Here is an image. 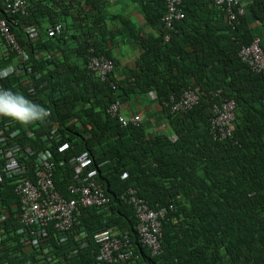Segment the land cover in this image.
Here are the masks:
<instances>
[{
	"label": "trees",
	"instance_id": "1",
	"mask_svg": "<svg viewBox=\"0 0 264 264\" xmlns=\"http://www.w3.org/2000/svg\"><path fill=\"white\" fill-rule=\"evenodd\" d=\"M69 1V5H59L56 0H27L25 16H6L22 48L55 53L52 60L44 61L28 52L32 75L39 76L33 93L24 87L29 74L0 81L4 89L22 93L50 111L44 122L27 126L10 119L14 126L9 131L19 129L23 136L18 142L34 153L56 151L55 139L43 142L55 128L61 140L69 143L65 155L55 154L53 170L55 186L67 198L72 195L66 188L75 182L74 166L69 163L72 156L87 151L97 164L105 161L97 180L110 198V212L79 208L65 236L52 225L41 227L45 234L15 235L19 226L14 218L15 183L3 178L0 216L8 218L0 224V264H111L98 260V247L92 240L95 232L106 229L137 244L134 260L113 264H264V75L251 72L238 58L240 49L255 37L264 48V0H243L247 1L246 14L234 29L222 25V15L213 14L210 0H181L180 17L171 19V32L162 25L166 11L162 0L111 3L123 11L125 3L139 8L144 25L154 32L150 35L123 11L109 16L118 26L113 31L98 17L83 29L81 24L70 23L73 13L81 4L93 9L95 3ZM102 1L98 0L99 5L109 0ZM25 24H35L40 42H28L22 31ZM56 24L62 25V36L75 43V49L69 48L76 57L64 49L69 42L47 37V27ZM124 35L141 51L132 68L121 67L115 59V53L125 47L114 40ZM90 50L114 62L110 75L117 87L114 91L109 82H100L88 71ZM57 52L63 55L57 58ZM15 63L13 54L0 57V68ZM197 89L200 94L193 109L179 111L185 93ZM217 89L222 92L214 96L211 91ZM150 91L155 93V105L144 102ZM223 98L233 100L235 119L230 137L220 139L212 134L209 118ZM114 101L124 105L140 101L137 110L147 115L146 123L152 124L153 119L163 132L149 135L143 126L122 127L106 114ZM33 163V156L25 161L28 178L33 177ZM130 187L153 210L173 206L162 221L163 253L155 257L137 243L133 209L119 198ZM81 231L87 233L85 247L75 241Z\"/></svg>",
	"mask_w": 264,
	"mask_h": 264
},
{
	"label": "clouds",
	"instance_id": "2",
	"mask_svg": "<svg viewBox=\"0 0 264 264\" xmlns=\"http://www.w3.org/2000/svg\"><path fill=\"white\" fill-rule=\"evenodd\" d=\"M0 1H1V4H2V9H3V11L0 12V18L6 21L10 32L14 36V44L10 47V46H8L6 44L3 36L0 33V57H2V56L5 57V56L8 55V53H10V54H13L15 56V59H16V63L15 64H8L7 66H4V67L0 68V81H5L6 78L11 77V76L29 74L30 76H28L26 78L24 87H25L27 92L33 93L34 92L33 83L35 82V80H37L39 78V76H36L34 78L33 77L34 75H32L33 74V67H32L31 64H27V62L30 59V55H29L28 52L34 53V59L35 60H44V61L52 60L54 58V54L55 53L54 52H47V51H45L43 49H36L34 51H31V50H28L26 48H22L18 44L16 35L11 30L12 24L9 23V21H8L6 16H8V15L11 16V15H16V14H20L22 16H25L27 14V10H28L27 9V0H24L25 1V12L24 13H22L21 11H18V12H15V13L6 12L7 3L4 0H0ZM54 1L55 0H51L52 3ZM93 1L95 3V6H94L93 9L88 8L85 4H81L79 7H77V9L73 13V15L74 14L75 15L70 20V23L81 24V26L84 29L87 25H89V23L95 17H98V18H100L101 21H103L105 19V23H106V25L108 27L113 26V28H111L112 31L115 28H118V26H115L111 22V20L109 19V16H112L113 14H111L108 11V8H107V5L111 4L115 0H109L107 2V4L104 3L103 5H99L98 0H93ZM56 2L59 3V5H63V4L69 5V4H71V2L69 0H56ZM102 2H105V0H103ZM246 2L247 1H243V0H210V3L212 5V9L214 11L213 14H219V12H220V15H222V17L220 18V21L222 19V25L225 24V25L231 27L232 29L236 28L240 24L241 19L245 16V14H246V4H247ZM137 10H138V12L140 11L139 8ZM240 11H241V13H240ZM165 14H166V11H165ZM165 14H164L163 18L165 17ZM163 18H162L163 27L166 30H168L169 32L173 31L174 28L167 27L165 22H164V20H163ZM249 19L250 18H248V20ZM139 27L145 33V35L154 34V32L151 30V28H146V26L144 24L142 26H139ZM22 31L27 36V39H28L29 43L34 44V43L40 42L39 40H37L38 39V28L35 26V24H25V25H23ZM62 31H63V27H62L61 24H56L54 26L47 27V37H50V38H55L56 37L58 39H62L63 38V40H66L67 42H69L68 43V48L64 47L65 51L67 49L72 51L73 49H75V48H73L75 43H73V41L70 40V37H68V36L63 37L62 36ZM41 43H43V42H41ZM114 43H120L121 46L124 45L123 47H126L127 45L130 44L129 41H128L127 35H124L122 38L121 37L116 38L114 40ZM71 45H72L73 49L69 48V46H71ZM77 47H78V45L76 46V48ZM243 47H245V46H243ZM241 49H240V51H241ZM240 51L238 52V58L243 64H245L241 60V57H239ZM123 52H125V49L115 53L116 56H117L115 59H117L120 62L121 67H124V68L125 67H127V68L131 67L132 68L134 66V62L135 61H132L131 64H125L126 60L124 58H118V56L121 53H123ZM56 54H57L56 55L57 58H59V57H61L63 55L60 52H57ZM75 54L76 53L73 52V57H76ZM92 56L106 57L107 59H109L112 62L113 70L110 73L107 74L105 79H101L100 76L96 75L95 73H93L92 71L89 70L88 63H89L90 58ZM245 65H247V64H245ZM86 67H87V69H88V71L90 73H92L93 75H95L96 78L99 79L100 82H103V83L109 82L110 87H111V89L113 91L117 88L116 84L110 81V75L114 72V69H115V64L110 58H108L107 56L103 55L102 53H95L92 50H90V53H89V55L87 57V60H86ZM250 71L253 72L252 70H250ZM262 74L264 75V73H262ZM217 91H219L220 93L222 92L221 89H217ZM145 99H146V101H144V102H146V103L148 101V102H151L152 104H156V102L155 103L152 102V101H155L154 100L155 99V93L152 92V91L148 92L145 95ZM114 104H117V111L113 115L110 112V107L112 105H114ZM126 105H128V108L126 110H124L126 108V106L123 103H120L119 101H114L111 104H109V106L107 107L106 114L108 115V117L110 119L117 120L121 124V126L124 127V128L125 127L126 128H128V127H133L134 128V127L143 126L147 130V133L149 135H153L154 133H158V132H163L162 128H159L158 126H157V130H155V131L152 130L151 131L150 129L152 128V124L149 123L150 124L149 125V124L146 123V117L142 115V111H138L137 108L135 107V112H132V107H133L134 103H131V101H129V103H127ZM122 110H124L123 113H122ZM191 110H188V111H185V112H189ZM126 112H129V113H126ZM185 112H183V113H185ZM126 114H130V116L126 117ZM49 115H50V111L46 107H44L43 105L33 102L32 100L28 99L22 93L14 92V91H12L10 89H4V87L0 84V183L2 182L3 178L11 179V180H13V183H15L14 192H15V195L17 196L18 204H17V212H16V214H14V218L17 221V225H19L17 228H15V235H18V234L20 235L22 233L30 235V234H34L36 232L38 234L40 232H41V234H45V232H46L45 230H43L41 228L42 227L41 225L40 226H38V225H34V226L33 225H30V226L24 225V223L21 222V220L18 218V213H19V211L21 212V200L20 199H21V189L23 187V180L25 178H28L25 175V172H26L25 161L30 156L34 157V163H33V168H32V172L34 173V170L36 169L37 165L40 164V155L48 153L49 154V158L47 159V162L52 165V172H53L54 167H55V163L57 162L54 159L55 154L65 155L66 152L69 151L70 145H69L68 142H65V141L63 142L61 140V135L58 132H55V130H56V128H55L54 130H51V133H50L49 136H44L43 137V142H47V141H51V140L55 139L56 140V147H55L56 151L53 152V151H50V150H47V149H43V150L38 151L37 153H34L31 148L26 147V146L22 147L20 145V143L18 142L20 140V138L23 136V134L20 132V130L19 129H15V130L9 131V127L10 126H14L13 123H11V120L19 123L20 125L27 126V125L33 124L35 122H44ZM136 117L139 118V121L137 123H134L133 119L136 118ZM121 119H123V120H121ZM28 135L30 137H32L31 133H29ZM172 139L175 140V137H172ZM63 144H66L68 147H67V149L65 151L59 152V147L61 145H63ZM25 150H26V155L23 154ZM83 153H88L89 154V152L83 151V152H81V153H79L77 155L72 156L70 158V160L73 157H78V156H80ZM89 157L92 160V164H91L90 167L86 168L83 171V176H85L87 174V172H89L92 169L96 170V175L94 176V183L96 185H100L101 186L104 196L106 198H108V203L106 205H104L103 207H100L99 205H93V206H89V207L102 208L103 212L105 211V212L109 213L110 212V207H109L110 206V198H109L108 195H106L102 185L97 180L98 175H99V169L106 162L104 161V162H101V163L97 164L90 154H89ZM70 160H69V163L74 166V176H75V167L76 166H75V164L71 163ZM12 162H15L16 164H18V166L21 169V171H19V172L15 171L14 168H12ZM52 178H53L52 181L54 183V187L57 190V188L55 186L54 174H52ZM33 183H36V181H34ZM74 183H76V181ZM74 183H71V184H74ZM71 184H69V185H71ZM68 186H67V188H68ZM67 188H66V192H67ZM68 195H70V194L68 193ZM131 197H135V198L141 200L142 204L145 203L148 207H149V205H148V203L146 202V200L144 198H141L138 195V191L135 188H133V187L128 188L119 197L120 200L124 204L131 206L132 209H133L134 218L136 219V234L135 235H136L137 243L140 244L141 246L145 247L149 251V254H150L151 257H155V256L163 253L161 239H160L161 232H160V234L158 236V239L160 241V246H161L160 251L156 255H152L150 247H148L146 244H143L141 242L142 236H140V233L137 231V225H138L139 221L136 218L137 217L136 216L137 215L136 208L134 207V205L132 203H130V198ZM170 206H172V205H169L168 207H170ZM168 207H162V208H168ZM81 208L82 207H80V209ZM84 208H88V207H84ZM157 210H154V211H157ZM77 211H76V213H77ZM172 211H173V206H172V210H169L168 212H172ZM167 213H166V215H167ZM75 214H73V216ZM2 217H4V219L0 220V224L3 225L4 220L7 219L8 217L5 214L0 216V218H2ZM53 223L54 222H49L47 225H44V226L48 227L49 225H52V228H54ZM103 231H109L110 234L115 236V234H113L110 230L106 229V230H102L100 232H103ZM161 231H162V227H161ZM100 232H95L92 235V240H93V236L95 234H97V233H100ZM0 234H1V237H2V239L0 241V249H1V247H2L1 243H2V240H3V236H2L3 232L0 231ZM115 237H117V236H115ZM120 237H123V238L127 239L126 243H130V245H131L130 249L132 250L133 253H135L134 252V248L137 245L135 240H134V242L133 241L130 242L126 235H121V236H119L117 238L120 239ZM86 242H87V233H86ZM93 242H94V240H93ZM94 244H95V242H94ZM96 246L98 247V260H100L99 259V250L100 249H99L98 245H96ZM1 259H2V257H0V261H1ZM131 259H133V257ZM100 261H102V260H100ZM111 264H113V263H111Z\"/></svg>",
	"mask_w": 264,
	"mask_h": 264
},
{
	"label": "built area",
	"instance_id": "3",
	"mask_svg": "<svg viewBox=\"0 0 264 264\" xmlns=\"http://www.w3.org/2000/svg\"><path fill=\"white\" fill-rule=\"evenodd\" d=\"M7 3L6 12L15 13L25 12L24 0H4ZM166 5V14L163 18L167 27H171V19L179 18L177 14V6L181 0H162ZM241 13V11H240ZM0 33L3 36L6 44L12 46L14 44V36L10 32L5 20L0 18ZM241 60L248 65L250 70L255 73H264V48L261 46L260 38H254L250 44L243 47L239 53ZM90 71L105 79L107 74L113 70L112 62L106 57L92 56L88 63ZM214 96L220 94L219 91L213 92ZM198 89L193 92L188 90L182 103L177 107L181 112L191 110L198 102ZM220 108L215 106V115L209 118V124L214 136L220 135V139L230 137L232 133L231 124L234 122V102L233 100H224ZM117 111V104L110 107V112L114 115ZM123 120V119H121ZM134 123L139 121V118L133 119ZM125 123V122H124ZM67 145L63 144L59 147V152L67 149ZM49 154L40 155V164L37 165L33 173V178H25L21 189V212L18 213V218L24 225L44 226L49 222H54V228L57 232L64 236L71 230L74 224V216L78 208L99 205L103 207L108 203V198L103 194L100 185L94 183L96 170L92 169L85 176L83 171L90 167L92 160L88 153H83L78 157H73L70 161L75 164L76 183L71 184L67 188V192L72 195V198H67L63 193L56 190L52 178V165L47 162ZM12 168L19 172L21 169L18 164L12 162ZM21 173V172H20ZM36 181V183H33ZM78 196V197H77ZM130 203L134 205L137 212V231L142 236L141 242L150 247L152 255H156L160 251V241L158 236L161 232L162 221L166 217V213L172 210V206L168 208H160L157 211L150 209L142 201L131 197ZM4 217L0 218L3 220ZM41 234V232L39 233ZM64 238V237H63ZM62 238V239H63ZM2 237L0 234V241ZM96 245L99 246V259L108 263H125L134 257L130 243H126L127 239H119L110 234L109 231H103L93 236ZM75 241L80 247L87 246L86 232L81 231L75 236ZM3 264H8L4 262Z\"/></svg>",
	"mask_w": 264,
	"mask_h": 264
},
{
	"label": "crops",
	"instance_id": "4",
	"mask_svg": "<svg viewBox=\"0 0 264 264\" xmlns=\"http://www.w3.org/2000/svg\"><path fill=\"white\" fill-rule=\"evenodd\" d=\"M125 2H127V1H125ZM113 6H114V4H108L107 5L108 11L111 14H114V12H119V11L122 12L123 11V9H115ZM123 8H124L123 12L126 14L127 17H129L132 20V22L136 26L139 27V26H142L144 24V20H143L142 16L138 13L137 8H134L133 6L130 7L128 3H125ZM252 25H254V24H252ZM108 28H113V26H110ZM128 40H129V38H128ZM124 49H125V52L121 53L118 56V58H122L124 56V54L126 53V51H128V50H131L132 54H134L135 56L139 55L141 52L139 50L138 46H135V47L133 46V48L131 49V44L127 45ZM131 63H132V61L130 59H128V60H126L125 64H131ZM139 102L134 103V105L137 109L142 106V105H139ZM150 104H152V103H149L148 105H150ZM153 105H155V104H153ZM153 105H151V106H153ZM125 106H126V108L124 110H126L128 108V105H125ZM155 107L156 106H153L154 109H155ZM126 113H129V112H126ZM142 115L145 117L147 116L144 113H142ZM151 122H152V128L150 130L151 131L157 130V124L158 123L155 124V121L153 119L151 120Z\"/></svg>",
	"mask_w": 264,
	"mask_h": 264
},
{
	"label": "rangeland",
	"instance_id": "5",
	"mask_svg": "<svg viewBox=\"0 0 264 264\" xmlns=\"http://www.w3.org/2000/svg\"><path fill=\"white\" fill-rule=\"evenodd\" d=\"M132 48H133V45L131 44V49ZM122 58H124L125 60L130 59L131 61H136V59L138 57H136L134 54H132L131 50H128V51H126V53L124 54V56ZM132 112H135V106L134 105L132 107ZM129 116H130V114H126V117H129Z\"/></svg>",
	"mask_w": 264,
	"mask_h": 264
}]
</instances>
